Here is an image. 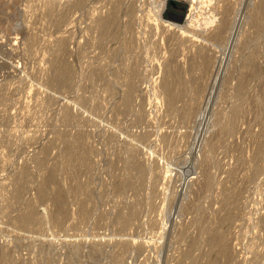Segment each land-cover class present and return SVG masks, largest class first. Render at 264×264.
Returning <instances> with one entry per match:
<instances>
[{
	"label": "rangeland",
	"instance_id": "374dc122",
	"mask_svg": "<svg viewBox=\"0 0 264 264\" xmlns=\"http://www.w3.org/2000/svg\"><path fill=\"white\" fill-rule=\"evenodd\" d=\"M260 1L0 0V264H264Z\"/></svg>",
	"mask_w": 264,
	"mask_h": 264
},
{
	"label": "bare ground",
	"instance_id": "6f19581e",
	"mask_svg": "<svg viewBox=\"0 0 264 264\" xmlns=\"http://www.w3.org/2000/svg\"><path fill=\"white\" fill-rule=\"evenodd\" d=\"M198 1V0H197ZM197 1L196 0H191V3H192V7H191V9H190V13L186 16V22H191V20L193 19V18H195V17H197L198 15H199V10H200V7H201V5L203 4V2H202V0H200V5H198L197 6ZM261 2V7H264V0H261L260 1ZM205 3H207V2H205ZM204 3V4H205ZM225 3V2H224ZM203 4V5H204ZM195 5V6H194ZM202 5V6H203ZM222 6H224L223 7V10L225 11V13H223V18H222V20H223V22L222 23H220V25H219V27H215V28H217V29H215L214 30V28H213V30L212 31H210L211 32V34L213 35V36H215V37H222V36H224V33H226L227 31H229L230 32V28H231V25H232V27H234V25H233V23L232 22H234V21H230V19H229V15H230V12L232 11V8H233V5L232 4H230V3H227V4H224V5H222ZM205 9L206 8H208V6L205 4V6H203ZM221 7V6H220ZM198 8V9H197ZM222 9V8H221ZM114 10V9H113ZM259 10V9H258ZM162 11V9L160 8L159 10H157V19H159L160 21H161V23H163L162 21H164V20H162V17L160 16V12ZM238 11V7H235V9H233V13H235V12H237ZM247 11V10H246ZM261 11V10H260ZM263 11H264V8H263ZM263 14H264V12H263ZM236 15V14H235ZM243 17H244V15H243ZM261 17V16H260ZM234 18H236V17H234ZM264 18V17H263ZM235 20V19H234ZM193 21H194V19H193ZM101 22V21H100ZM189 22V23H190ZM211 20L210 21H208V20H205L204 19V21H203V24H205V25H209V24H211ZM98 23V22H97ZM113 23H114V17H113V15L111 14L108 18H107V26L105 25L106 23H105V21L104 22H101L100 23V27L101 28H103L102 29V32H103V34L105 33H107V36L112 32V29L114 28L113 27ZM166 23V22H165ZM97 25V24H96ZM164 26L166 27V28H168V29H175V31L178 33V37L179 36H182V37H188L189 39H192V40H195V39H199V37L201 36L200 34V32L199 31H197V32H199L198 34H199V37L198 36H196L197 34V32H193L194 30H189V29H186L185 27H183V26H180V25H178V24H174V23H166V24H164ZM164 26H163V28H164ZM216 26V25H215ZM218 26V25H217ZM204 27V26H203ZM106 28H107V30H106ZM204 28H206V27H204ZM233 29V28H232ZM166 30V29H165ZM203 30V29H202ZM234 30V29H233ZM204 31V30H203ZM206 31V30H205ZM228 33V32H227ZM168 34V33H167ZM231 34V33H230ZM208 35H210V34H208ZM226 35V34H225ZM102 36V35H101ZM203 36V35H202ZM201 36V38H203V39H201V40H205V35L202 37ZM169 37V36H168ZM173 37H174V35H173ZM177 37V36H176ZM228 37V36H227ZM173 39V38H172ZM188 41V40H187ZM210 52H209V50H208V48H206V47H204L203 45L202 46H200L198 49H197V51H196V53L193 55V56H191L190 58H189V64L191 65V68H194V67H197V66H201L202 65V63H203V61L205 60V61H207L208 59H209V57H210ZM220 65V64H219ZM175 68V67H174ZM171 70V69H170ZM176 70V69H175ZM202 71V70H201ZM172 73H173V70L172 71H169L168 72V76H171L172 75ZM174 75V74H173ZM63 77V76H62ZM64 79H65V77H64ZM172 80V79H171ZM166 82H165V84L163 85L164 86V88L166 89V91H167V93L169 94V99L170 100H174V98H175V95H176V92H175V90H173V88L170 86V82H168V80H165ZM128 101V100H127ZM186 110V109H185ZM73 150V149H72ZM67 162V161H66ZM133 163V162H132ZM52 177V176H51ZM48 181V180H47ZM46 182V181H45ZM52 184V183H51ZM41 188V187H40ZM39 188V189H40ZM43 190H44V188H43ZM45 197L46 196H48L50 193H49V191L48 190H44L43 191V193H42ZM58 194V193H57ZM51 198V197H50ZM60 198V197H59ZM44 200V199H43ZM63 201V200H62ZM59 202V201H58ZM55 203V202H54ZM59 204H60V202H59ZM61 205V204H60ZM60 205H58V206H60ZM63 207V206H62ZM59 208V207H58ZM61 208V207H60ZM27 209V208H26ZM62 209V208H61ZM61 209H58V210H61ZM29 210V209H28ZM63 211H60V213H62ZM48 213V212H47ZM59 212L56 214V215H58V214H60ZM29 216H27V218L26 217H24L25 219H27V220H24L26 223L28 222V220L30 221V219H31V211L29 210L28 211V213H27ZM52 215V214H51ZM29 218V219H28ZM21 221H23V219L21 220ZM23 221V222H24Z\"/></svg>",
	"mask_w": 264,
	"mask_h": 264
},
{
	"label": "water",
	"instance_id": "95a60500",
	"mask_svg": "<svg viewBox=\"0 0 264 264\" xmlns=\"http://www.w3.org/2000/svg\"><path fill=\"white\" fill-rule=\"evenodd\" d=\"M171 2H172V4H173V1H171ZM169 14H170L171 17H175V18H177L178 20L183 19V15H182V14H178V13L173 12V11H169Z\"/></svg>",
	"mask_w": 264,
	"mask_h": 264
},
{
	"label": "flooded vegetation",
	"instance_id": "af4514ba",
	"mask_svg": "<svg viewBox=\"0 0 264 264\" xmlns=\"http://www.w3.org/2000/svg\"><path fill=\"white\" fill-rule=\"evenodd\" d=\"M171 6H172V8H174V5H171ZM169 11L176 12V11H175V10H173V9H169V10H168V12H169ZM176 13H177V12H176Z\"/></svg>",
	"mask_w": 264,
	"mask_h": 264
},
{
	"label": "trees",
	"instance_id": "16d2710c",
	"mask_svg": "<svg viewBox=\"0 0 264 264\" xmlns=\"http://www.w3.org/2000/svg\"><path fill=\"white\" fill-rule=\"evenodd\" d=\"M170 3H171V5H173L172 2H170Z\"/></svg>",
	"mask_w": 264,
	"mask_h": 264
}]
</instances>
